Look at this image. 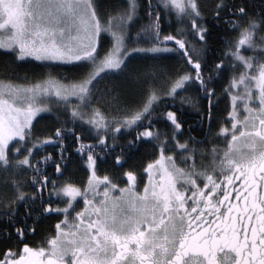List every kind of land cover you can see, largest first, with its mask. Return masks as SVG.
I'll use <instances>...</instances> for the list:
<instances>
[{
	"label": "snow or ice",
	"instance_id": "6c2138e0",
	"mask_svg": "<svg viewBox=\"0 0 264 264\" xmlns=\"http://www.w3.org/2000/svg\"><path fill=\"white\" fill-rule=\"evenodd\" d=\"M0 76V264H264V0H0Z\"/></svg>",
	"mask_w": 264,
	"mask_h": 264
},
{
	"label": "trees",
	"instance_id": "16d2710c",
	"mask_svg": "<svg viewBox=\"0 0 264 264\" xmlns=\"http://www.w3.org/2000/svg\"><path fill=\"white\" fill-rule=\"evenodd\" d=\"M173 63H174V61H173ZM27 67H30V66H26V68H27ZM20 75L23 76V73H20ZM4 79H5V77L0 76V80H4ZM17 83L23 84L24 81H23V80H20V81H17ZM137 100H138V96H137V94H136L134 91H129V93H128V95H127V104H128V106H129V107L134 106V105L136 104ZM225 103H226L225 101H222V102H221V108L224 107ZM191 119H192V120L195 119V114H194V113L191 115ZM190 122H191V121H190ZM42 123H46V121H45V122H42ZM218 141H219V140H218ZM217 145H219V146H223L221 141H219V142L217 143ZM210 146H211V145H208L209 148H210ZM48 151H52V149L49 148ZM98 174L102 175L103 173H98ZM82 176H83V172H80L79 175H78V177L75 178L73 182L78 183L79 177H82ZM144 180L146 181V180H147V177H144ZM115 182L120 183V186H121V187L124 186V182H123V181H115ZM137 182H138V184H139V178H138V181H137ZM142 187H143V185H142V184H139V187H137V188H142ZM38 239H39V237H38Z\"/></svg>",
	"mask_w": 264,
	"mask_h": 264
},
{
	"label": "rangeland",
	"instance_id": "374dc122",
	"mask_svg": "<svg viewBox=\"0 0 264 264\" xmlns=\"http://www.w3.org/2000/svg\"><path fill=\"white\" fill-rule=\"evenodd\" d=\"M19 84H20V83H19ZM142 189H143V187H142V188H137L136 191H138V192H142ZM116 195H119V193H117Z\"/></svg>",
	"mask_w": 264,
	"mask_h": 264
},
{
	"label": "flooded vegetation",
	"instance_id": "af4514ba",
	"mask_svg": "<svg viewBox=\"0 0 264 264\" xmlns=\"http://www.w3.org/2000/svg\"><path fill=\"white\" fill-rule=\"evenodd\" d=\"M218 142H219L218 140H217V141H214V143H216V144H217ZM210 147H211V146H210ZM221 147H222V146H221Z\"/></svg>",
	"mask_w": 264,
	"mask_h": 264
}]
</instances>
